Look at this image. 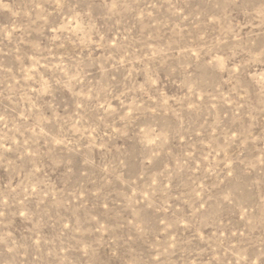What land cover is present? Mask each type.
Returning <instances> with one entry per match:
<instances>
[{"label": "rangeland", "instance_id": "rangeland-1", "mask_svg": "<svg viewBox=\"0 0 264 264\" xmlns=\"http://www.w3.org/2000/svg\"><path fill=\"white\" fill-rule=\"evenodd\" d=\"M0 264H264V0H0Z\"/></svg>", "mask_w": 264, "mask_h": 264}]
</instances>
